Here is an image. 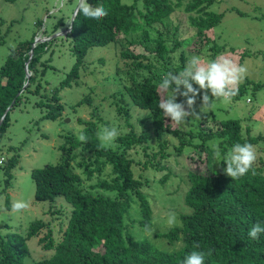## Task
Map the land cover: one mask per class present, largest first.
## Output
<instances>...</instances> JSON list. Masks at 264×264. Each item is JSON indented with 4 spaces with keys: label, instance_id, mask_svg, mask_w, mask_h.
Wrapping results in <instances>:
<instances>
[{
    "label": "trees",
    "instance_id": "trees-1",
    "mask_svg": "<svg viewBox=\"0 0 264 264\" xmlns=\"http://www.w3.org/2000/svg\"><path fill=\"white\" fill-rule=\"evenodd\" d=\"M179 1L188 14L195 36L205 40L213 60L221 47L206 35V31L219 24L223 16L209 10L215 0ZM88 3L93 7L103 5L108 15L96 20L80 14L68 24L61 15L55 25L51 24L50 33L58 32L66 24L62 37L69 39L74 57L72 66L64 71V77L57 86L50 82L45 85L48 70H55L51 65L54 37L34 42L36 35L32 33L29 38L19 40L0 63V119L9 104L19 105L26 93L41 97L32 105L47 108L45 118L62 119L64 105L58 102L62 99L60 93L64 88L79 84L80 68L88 49L109 43H120L122 46L120 58L123 63L120 66L117 60V77L114 80L116 86L120 84L122 89L117 87L110 97L106 95L100 98L98 104H92L93 95L90 93L93 88L85 86L87 92L84 97L72 106L86 103L91 108L90 119L77 118L82 125L80 134L87 137V142L79 141L73 133H65L59 162L46 164L31 172L35 200L52 203L60 197L58 206L65 202L69 205L61 238L54 241L52 229L45 219L33 221L23 235L17 232L0 233V264H24L30 254L27 239L40 233L44 226L48 229L41 241L52 254L35 264H182L193 251L205 254L204 264H264V233L259 239H251L248 235L254 224L264 226V161L253 164L252 170L235 180L223 172L226 164L222 162L227 148L231 149L235 143L253 145L264 141V136H253L248 131L244 134L239 118L217 120L219 128L216 130H206L199 121L195 131L191 128L181 131L180 127L171 123L170 118L164 116L158 107L163 96L158 87L162 77L170 71L178 74L188 59L195 56L188 51L192 37H180L177 24H165V18L176 9L172 0H132L129 4L122 0H88ZM35 23L41 24L42 21L38 19ZM156 24H165L164 29L150 37L148 28ZM44 32L50 36V33ZM1 39L0 44L3 42ZM193 44H196L194 38ZM136 47L142 50L136 51ZM194 87L198 88L197 85ZM203 94L201 91L195 97L194 105L202 103ZM180 98L182 102L186 101L185 97ZM100 103L106 108V113L116 110L121 120L114 144L105 147H98V122L108 126L116 121L105 120L99 114L96 106ZM133 108L145 110L146 114L133 116ZM9 124L8 111L0 122V146ZM165 131L172 135L171 139L163 136ZM173 138L176 142L171 145L176 155L183 153L185 147L202 149L204 145L215 143L221 156L213 158L216 165L211 166L207 173L187 171L188 183L183 202L188 210L179 214L177 225L157 234L167 242L161 247L146 235L134 238L129 233V227L134 223L139 225L140 230L151 226L153 211L148 195L141 190L142 186L148 185V181L141 179V172L150 165L165 169L164 165L152 160L157 154L161 159L171 154L166 147ZM155 146L156 153L153 152ZM139 147L146 159L142 162V169L135 174L140 159L132 157L129 151ZM78 155L80 161L75 163ZM17 162L18 157L13 154L0 164L5 188L10 186L11 170ZM108 167L109 173L106 172ZM169 174L170 170L159 181L164 182ZM93 178L95 181L86 185L85 180ZM132 210L134 214L140 213V218L132 217ZM47 212L55 218L59 213L53 204Z\"/></svg>",
    "mask_w": 264,
    "mask_h": 264
},
{
    "label": "rangeland",
    "instance_id": "rangeland-1",
    "mask_svg": "<svg viewBox=\"0 0 264 264\" xmlns=\"http://www.w3.org/2000/svg\"><path fill=\"white\" fill-rule=\"evenodd\" d=\"M122 1L128 4L132 2V0ZM172 2L176 9L165 18V24H177L180 37H192L188 46L190 55L199 56L202 63L205 64L212 61L210 48L205 44V40L195 36V31L189 25L188 14L182 9L183 5L178 0H172ZM56 4L57 0H0V37L3 40L0 44V63L19 40L29 38L32 33H35L36 39L54 37V40L51 39L54 44L53 49H55L51 65H54L55 70H48L46 86L49 82L57 86L64 77V71L68 70L74 62L69 39L64 40L62 34L76 7V0H67L61 8H57ZM209 10L223 14L219 24L206 31V35L214 39V43L221 47L220 53L213 60L227 58L236 65H244L247 68V73L237 85V94L230 100H217L214 106L204 110V113H200L202 103L193 105L201 117L188 118L187 130L181 127L180 130L189 131L191 128L195 131V125L199 121L202 122V127L206 130L207 128L216 130L219 128L217 120L239 118L244 134L248 131L253 136L259 134L264 136V0H215L209 6ZM61 15L65 17L66 24L58 29L57 34L56 32L50 33L51 24L55 25ZM38 19L42 21L41 24L35 23V20ZM165 24H156L152 28H148L149 36L154 37L159 33L158 31H163ZM44 31L50 33V37ZM192 46H194L193 50ZM121 47L120 43H109L105 46H93L88 49L80 68L79 84L64 88L60 93L65 108L62 112V119L60 117L45 118L44 113L48 109L32 105L41 99L37 94L26 93L18 106L9 109L10 124L0 146V155L4 156L5 162L14 153L18 157V162L11 170L10 186L6 188L5 176L0 168V233L2 235L8 232H17L23 235L33 221L45 219L52 229L54 241L61 238V229L66 225L69 205L65 202L67 208L63 211L66 204L58 206L60 197H57V200L52 203L35 200V185L31 172L46 164L59 162L62 153L58 146L64 142V134L70 132L79 136L82 125L78 123L77 118L90 119L91 108L88 104L83 103L72 107L77 100L84 97L87 92L85 86L93 88V92L90 93L93 95L92 104H98L100 98L106 95L110 97L112 91L117 87L122 89L120 84L116 86L114 83L117 77L115 75L117 60H119L120 66L123 63L120 58ZM197 49L199 51H196ZM135 50L141 51L142 48L136 47ZM42 93H44V88H42ZM177 102H182L180 96L177 97ZM104 104L108 106L107 102ZM96 107L105 120L116 121L115 124L111 123L107 127H115L118 130L117 126L121 120L118 119L120 116L117 115L116 110H109L106 113L104 111L106 108L101 103ZM186 110H188L187 107ZM132 113L133 116H143L146 111L133 108ZM98 124H100V129L106 127L102 125V122H98ZM163 136L172 138V135L166 131ZM172 142H176L175 138L170 140L166 147V150L171 154L164 159H161L157 154L152 160L164 165L165 169L154 168L149 164L150 167L141 172V179L145 182L148 181V185L142 186L141 190L149 197L153 211L150 228L153 230L151 232L146 229L140 230L137 223L129 227V233L134 238L146 235L161 247L166 246L167 242L157 234L170 227L166 224L167 214L175 212L178 222H180L179 214L188 210L183 202L188 183L187 171L192 170L204 174L210 170L211 166L216 165L211 145H204L202 149L185 147L183 153L176 155L171 145ZM253 146L257 154L254 164L258 165L260 161H264V141L260 140ZM9 147L12 150L8 151ZM156 147L153 148L154 153L157 152ZM229 150L230 148H227V152ZM129 154L140 159V164L135 167L136 174L142 169V162L146 157L142 156L140 147L130 150ZM78 161H80L79 155L74 162ZM76 170L79 172L78 168ZM169 170L168 178L164 182H160L159 179ZM106 172H110L109 167ZM85 181L87 185L95 181V178ZM8 195L9 207L7 206ZM14 200L27 201L29 208L22 212H12L11 203ZM52 204L59 211L56 218L47 212ZM132 217L138 219L140 213L134 214L132 210ZM47 229L44 226L40 233L27 239L30 254L25 258L24 264H35L36 261L48 258L52 254V251L44 248L41 241Z\"/></svg>",
    "mask_w": 264,
    "mask_h": 264
},
{
    "label": "clouds",
    "instance_id": "clouds-1",
    "mask_svg": "<svg viewBox=\"0 0 264 264\" xmlns=\"http://www.w3.org/2000/svg\"><path fill=\"white\" fill-rule=\"evenodd\" d=\"M66 2L67 0H57V8L63 7ZM80 14H83L85 18L99 20L107 16L108 12L103 5L93 7L88 3V0H76V7L70 20ZM57 33L58 32H56V34ZM35 39L36 36L34 42H38L35 41ZM39 39V41H42L44 38L41 37ZM246 73L247 68L244 65H236L227 58H217L205 64L202 63L199 56H191L183 70L178 72V74L170 71L162 77V82L158 87L160 92L163 93V96L160 98L158 107L162 110L165 117L170 118L171 123L187 130L188 118L190 116L194 119L200 118V113H204L206 109H211L215 101H227L235 96L237 94V85L243 80ZM194 85H197L198 88L194 87ZM201 91H203L204 94L202 95L200 113H197L193 105L195 104V97L200 94ZM178 96L185 97L186 101L177 102ZM78 101L79 100L76 102ZM58 102L63 104L61 100ZM185 104L187 105V109H191V111L186 110ZM64 109L65 108H63V110ZM63 110L61 112H64ZM118 135L117 128L103 127L97 133L98 140L100 141L98 147L110 146L115 142ZM78 140L86 143L87 137L81 133L78 136ZM62 144L58 146L59 149ZM211 149L214 157L220 158L221 153L219 146L213 143L211 144ZM256 159L257 154L252 144L235 143L231 149L223 155L222 162L226 164L223 172L231 177L232 180L239 179L252 170ZM4 160V156L0 155V164L3 163ZM28 208L29 204L24 200H14L11 203L12 212H22ZM166 224L170 227L178 224L175 212H169L167 214ZM146 230L151 232L153 229L146 227ZM262 233H264V226H261L260 223H256L250 228L248 235L251 239H259ZM204 259L205 254L203 252L193 251L184 258L182 264H204Z\"/></svg>",
    "mask_w": 264,
    "mask_h": 264
},
{
    "label": "water",
    "instance_id": "water-1",
    "mask_svg": "<svg viewBox=\"0 0 264 264\" xmlns=\"http://www.w3.org/2000/svg\"><path fill=\"white\" fill-rule=\"evenodd\" d=\"M40 39H35V41H39ZM13 102L7 107L6 111L4 112V114L2 115L0 122L3 120V118L5 117L7 111L12 107Z\"/></svg>",
    "mask_w": 264,
    "mask_h": 264
}]
</instances>
